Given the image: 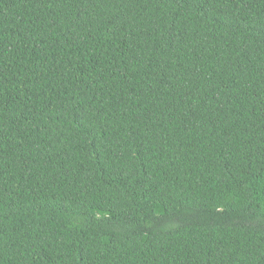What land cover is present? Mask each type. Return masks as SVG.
I'll list each match as a JSON object with an SVG mask.
<instances>
[{
  "label": "trees",
  "instance_id": "1",
  "mask_svg": "<svg viewBox=\"0 0 264 264\" xmlns=\"http://www.w3.org/2000/svg\"><path fill=\"white\" fill-rule=\"evenodd\" d=\"M0 264H264V0H0Z\"/></svg>",
  "mask_w": 264,
  "mask_h": 264
}]
</instances>
